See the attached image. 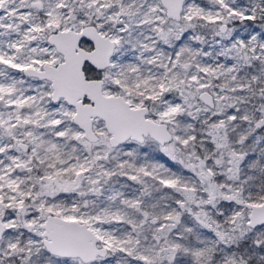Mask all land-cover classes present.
I'll return each instance as SVG.
<instances>
[{
  "label": "snow or ice",
  "instance_id": "6c2138e0",
  "mask_svg": "<svg viewBox=\"0 0 264 264\" xmlns=\"http://www.w3.org/2000/svg\"><path fill=\"white\" fill-rule=\"evenodd\" d=\"M0 264H264V0H0Z\"/></svg>",
  "mask_w": 264,
  "mask_h": 264
}]
</instances>
